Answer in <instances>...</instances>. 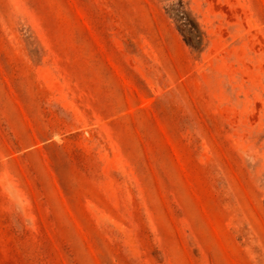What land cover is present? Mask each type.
Wrapping results in <instances>:
<instances>
[{
  "label": "rangeland",
  "instance_id": "rangeland-1",
  "mask_svg": "<svg viewBox=\"0 0 264 264\" xmlns=\"http://www.w3.org/2000/svg\"><path fill=\"white\" fill-rule=\"evenodd\" d=\"M0 264H264V0H0Z\"/></svg>",
  "mask_w": 264,
  "mask_h": 264
}]
</instances>
